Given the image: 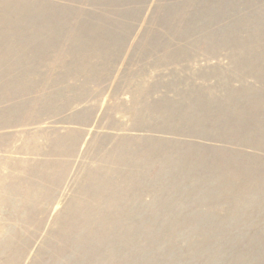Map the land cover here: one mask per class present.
<instances>
[{"label":"rangeland","instance_id":"rangeland-1","mask_svg":"<svg viewBox=\"0 0 264 264\" xmlns=\"http://www.w3.org/2000/svg\"><path fill=\"white\" fill-rule=\"evenodd\" d=\"M0 264H264V0H0Z\"/></svg>","mask_w":264,"mask_h":264}]
</instances>
